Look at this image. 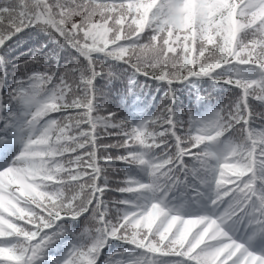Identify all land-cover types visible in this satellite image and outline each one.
Wrapping results in <instances>:
<instances>
[{"label":"snow or ice","instance_id":"6c2138e0","mask_svg":"<svg viewBox=\"0 0 264 264\" xmlns=\"http://www.w3.org/2000/svg\"><path fill=\"white\" fill-rule=\"evenodd\" d=\"M0 264H264V0H0Z\"/></svg>","mask_w":264,"mask_h":264},{"label":"trees","instance_id":"16d2710c","mask_svg":"<svg viewBox=\"0 0 264 264\" xmlns=\"http://www.w3.org/2000/svg\"><path fill=\"white\" fill-rule=\"evenodd\" d=\"M18 35L21 36L20 50L21 51L23 50L26 52L27 48L29 46H31L32 41L35 40L36 37L34 34L28 33L27 29H25L24 34H18ZM15 41H16V37H13V40H12L13 48L16 47ZM140 79L143 80L144 78L141 77ZM147 83L149 85H151V87L148 89V94H147V97H145V102L150 101L151 98L153 96H155V97H157L156 102L158 103L159 93L156 92L157 86L151 81H148ZM99 85L103 87L104 95H103V97H101L103 103H105L109 108H112L113 110H120L124 104V101L122 99L123 88H122L121 82L120 81H113L111 84H108L106 81H99ZM202 87L211 92L210 82L205 81L202 84ZM212 94H213V96L216 95L215 93H212ZM179 96H180V104H181L182 108L187 109L189 106H191L190 101H189V97H188V92L186 90L181 89ZM222 99L225 102H227V100H228L227 95H225ZM192 106L194 107V105H192ZM148 110L154 111V109H152V108H150ZM119 166H120L119 162L112 164V167H119ZM196 227L198 228L199 226L197 225ZM193 231H196V228H193Z\"/></svg>","mask_w":264,"mask_h":264}]
</instances>
